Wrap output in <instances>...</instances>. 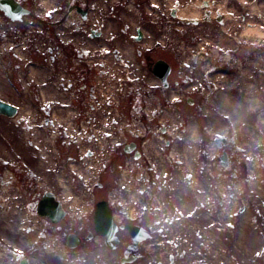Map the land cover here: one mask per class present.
Wrapping results in <instances>:
<instances>
[{
    "label": "rangeland",
    "instance_id": "obj_1",
    "mask_svg": "<svg viewBox=\"0 0 264 264\" xmlns=\"http://www.w3.org/2000/svg\"><path fill=\"white\" fill-rule=\"evenodd\" d=\"M18 1L32 14L12 21L0 10V98L19 107L15 117L0 115L6 261L264 264V34L246 32L264 30V0H95L88 21L72 13L58 26L41 19H59L69 2ZM189 6H198L199 16L180 18L177 9ZM95 27L102 35L89 38ZM138 28L143 38L134 41ZM158 59L172 67L168 86L146 64ZM109 117L122 132L147 136L162 165L178 158L184 171H201L192 201L177 197L184 218L167 211L157 218L162 233L153 231L134 252L124 240L116 249L101 237L88 240L92 229L83 217L54 222L37 209L44 191L91 180L87 165L114 129ZM205 181L215 186L212 196L226 199L209 203L208 216L195 220L191 211L205 196ZM60 196L73 197L66 187ZM70 232L84 237L74 248Z\"/></svg>",
    "mask_w": 264,
    "mask_h": 264
},
{
    "label": "flooded vegetation",
    "instance_id": "obj_2",
    "mask_svg": "<svg viewBox=\"0 0 264 264\" xmlns=\"http://www.w3.org/2000/svg\"><path fill=\"white\" fill-rule=\"evenodd\" d=\"M32 1L35 5L36 0ZM65 1L69 2V4H61L60 12L62 14L59 19L54 20L52 19V15L48 14L49 19L46 16L47 20H41L45 21L46 24L54 26L67 25L70 15L75 13L80 23L88 21L95 0H75V3H73V0ZM23 6L28 8L25 5ZM29 11V15H31L32 11L30 9ZM39 18L41 17L39 16ZM76 28L80 31L79 26H76ZM102 33L103 31L100 27L90 28L86 31L89 38L100 37ZM137 36L138 31L136 30V35L133 36L134 41H140L143 38L142 36L140 40H137ZM135 53L142 57L146 55L145 51L141 49L136 50ZM115 55L118 59H121L117 49L115 50ZM146 64L150 66L152 73L160 79L154 73L155 63ZM106 121L114 129L105 133L104 141L100 144L98 150L100 156L96 163L87 165L89 170H91V180L87 182H81L76 179L67 180L62 187H66L71 193L73 197L70 199L61 198L62 187L55 190H46L41 193L40 198L42 199L47 192H53L55 199L64 210L65 216L73 215L87 219L89 222H87V226L90 224L92 229V231H88V240L94 239V237H101L105 244H107V238L97 230L95 215L100 209L99 204H101V208H104V213L102 212L103 218H106L107 215L105 209H110L112 221L116 226L115 233L119 239L116 248L124 240L127 242L126 249L134 252L153 234V231L156 230L158 233H162L160 227H155L158 226V219L162 218L167 211H170L173 219L178 218L177 216L184 218L182 212L177 210L179 208L176 204V201H178L177 197L192 201L190 196L196 192L194 191L195 187L193 184L195 181H200L201 171L195 169L187 172L184 171L183 167L179 164L180 160L178 158L173 160V162L178 161L177 165H174L172 162L168 165H162L158 156L153 155L152 151L148 148L149 144L147 140L149 138L147 136H142V133L139 135L137 132H134V135L131 132H122L119 129L121 127L120 122L116 118L109 117ZM107 127H110V125ZM170 142L167 139L166 145L169 146ZM99 143L100 141L97 144L99 145ZM87 155L92 157L95 155V152L88 150ZM222 156L220 160L223 162ZM205 183L203 187L199 188L200 191L204 189L205 196L203 199H198L197 204L200 206H194L191 211L195 220H201L203 217L208 216L206 214H209L211 211V206H208L209 203L217 202L224 204V199H226L219 200L218 196H212L211 193L216 192L214 184L206 181ZM160 212L161 214H159ZM131 226L145 230L147 238L143 239L144 241L140 240L141 242H136L129 229ZM74 234L80 238V243H82L84 237L76 232ZM124 255L126 256L122 257V259L126 261L127 252Z\"/></svg>",
    "mask_w": 264,
    "mask_h": 264
},
{
    "label": "water",
    "instance_id": "obj_3",
    "mask_svg": "<svg viewBox=\"0 0 264 264\" xmlns=\"http://www.w3.org/2000/svg\"><path fill=\"white\" fill-rule=\"evenodd\" d=\"M0 9L13 21L21 20L25 14L30 13V11L27 8L23 7L17 0H0ZM209 15L210 13L207 12V16ZM197 22V20H194L195 24ZM137 31L138 36L136 39L140 40L143 36V32L140 28H138ZM170 72L171 65L167 61L159 59L155 63L154 73L162 79L165 85H168V76ZM18 113V106L4 101L0 98V115H4L7 117H15ZM99 206L100 209L96 212L95 215V220L97 224L96 228L101 234L106 236L107 245L112 249L116 248L119 239L117 234L115 233L116 226L112 221L111 210L105 209V211H107V215L106 218H103L104 208H101V204H99ZM38 212L42 216H49L54 222L60 221L65 215V212L61 208L60 203L55 199V194L53 192H47L46 195L40 200ZM129 229L136 242L147 238V233L142 228L131 226L129 227ZM67 243L70 247L74 248L80 243V238L74 233H71L68 237ZM136 257L137 255H132L128 260L131 261ZM122 261H125V259H122ZM22 264H27V262L23 261Z\"/></svg>",
    "mask_w": 264,
    "mask_h": 264
},
{
    "label": "bare ground",
    "instance_id": "obj_4",
    "mask_svg": "<svg viewBox=\"0 0 264 264\" xmlns=\"http://www.w3.org/2000/svg\"><path fill=\"white\" fill-rule=\"evenodd\" d=\"M220 12H221V15H219V17H217V19L222 21L223 15L227 14V12H226V9H224V8H221ZM177 15L180 18H183V19H190V18H193V17H197V16H199L198 6H189V7H186V8H178L177 9ZM22 19H23V17H22ZM210 19H211V17H210ZM246 32L247 33H252V34H258V35L264 34V30L261 29L260 27H253V28L249 27L246 30ZM239 96H241V95H239ZM250 96H252V97L255 96L254 90L251 91V95ZM244 98H245V96H244ZM251 101L252 100H250V102ZM253 102H255V101H253ZM185 147H186V145H185ZM113 249H115V248H113ZM0 254H1L0 258L3 259L2 263H0V264H10L8 261H6L9 258L8 254L7 253H0Z\"/></svg>",
    "mask_w": 264,
    "mask_h": 264
}]
</instances>
